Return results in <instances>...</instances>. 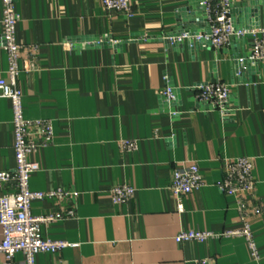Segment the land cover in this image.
Instances as JSON below:
<instances>
[{
  "label": "crops",
  "instance_id": "obj_1",
  "mask_svg": "<svg viewBox=\"0 0 264 264\" xmlns=\"http://www.w3.org/2000/svg\"><path fill=\"white\" fill-rule=\"evenodd\" d=\"M130 2L125 14L105 10L101 0H15L17 41L38 45L34 68L26 70V53L20 60L23 113L51 120L54 130L53 143L29 155L39 165L30 189L77 193L62 201H32L33 215L74 208V216L40 230L75 246L39 253L35 263L196 264L210 258L211 264H264V62L246 64L240 76L234 63L250 53L252 37L234 36L219 49L186 41L172 46L166 38L185 32L186 24L195 33L209 30L200 4ZM244 2L232 18L235 29L263 27L264 0ZM187 7L184 24L180 15ZM97 40L102 43L92 44ZM6 68L0 47V76ZM216 80L230 85L223 115L210 105L203 109L192 90ZM166 85L179 94L172 102L176 114L160 100ZM12 131L11 103L0 97V171L15 167ZM121 139L136 140L137 149L121 151ZM240 156L253 163L254 197L263 208L251 223L258 262L240 237L174 240L180 231L240 226L235 197L216 187L224 160ZM188 162L197 163L204 186L182 198L180 212L168 185L173 168ZM118 184L135 188L121 205L110 199ZM13 261L24 264L23 254L15 253Z\"/></svg>",
  "mask_w": 264,
  "mask_h": 264
},
{
  "label": "built area",
  "instance_id": "obj_2",
  "mask_svg": "<svg viewBox=\"0 0 264 264\" xmlns=\"http://www.w3.org/2000/svg\"><path fill=\"white\" fill-rule=\"evenodd\" d=\"M131 0H101L105 10H114L130 14ZM0 47L7 57L5 76H0V97L8 99L12 109V149L15 157V167L0 171V226L2 239L0 255L4 264H15V253L21 252L24 264H36L35 257L39 253H57L66 247L75 246L64 240H53L41 235V226L64 218L74 216V208L67 211H58L44 215H33L31 203L35 200L54 199L62 201L74 198L77 194L62 188L49 191H33L30 189V176L39 169L38 163L31 161L29 155L53 143V123L49 119H29L24 116L22 104V90L18 79L22 72L20 60L22 53H26L28 68L35 67V58L38 45H21L16 39V24L18 16L15 12V0H0ZM202 6L209 25L206 33L183 32L178 36L167 37V41H186L189 47L200 44L219 49L227 44L234 36L243 37L246 34L252 37L249 59L255 62H264V26L258 29L237 30L233 25L230 11L231 0H203ZM100 40L92 44H100ZM240 66L235 74L240 76L245 69V57L236 59ZM172 87L166 85L161 91L166 102L174 99ZM196 101L210 105L220 115L228 111V96L230 85L221 81L202 82L192 87ZM176 114V112H171ZM121 151L129 152L137 149L134 139H121L118 142ZM255 180L253 177V163L249 157L240 156L225 159L222 176L216 183L217 189L236 199V209L240 226L220 232L210 230L180 231L174 236L178 243L188 241L204 242L209 239L240 237L244 239L253 261L260 260L254 233L251 228L252 220L263 212L262 204L254 197ZM204 186V180L199 167L195 162L176 165L171 174L168 185L169 191L177 200L178 211L183 210L182 198L193 190ZM110 199L113 204L121 205L129 201L135 188L128 184L113 185L110 190ZM196 264H211V259H201Z\"/></svg>",
  "mask_w": 264,
  "mask_h": 264
},
{
  "label": "water",
  "instance_id": "obj_3",
  "mask_svg": "<svg viewBox=\"0 0 264 264\" xmlns=\"http://www.w3.org/2000/svg\"><path fill=\"white\" fill-rule=\"evenodd\" d=\"M198 2V4H200V6H201V8L203 9V6H202V1L203 0H195V2ZM250 1H252V0H250ZM246 5V3L244 2V0L242 1V2H233L232 0H231V4H230V7H231V9H230V11H231V16H232V18H233V16H235V14L236 13H238V10H237V7H241V6H245ZM190 8L189 7H187V8H185V9H182L181 11V15H180V18H181V23H187V18H186V16H185V12L187 11V10H189ZM204 10V9H203ZM184 12V13H183ZM205 13V12H204ZM205 17H206V15H205ZM209 26V25H208ZM238 28V27H237ZM209 29V28H208ZM195 29H193V27H191L189 24H186L185 25V32H188V33H191V34H193V33H195V31H194ZM208 32V31H207ZM197 33V32H196ZM202 33H206V31H202ZM179 34V33H178ZM166 43H169V42H166ZM183 42H175V43H172L171 45L172 46H174V45H181ZM101 44V43H100ZM170 44V43H169ZM199 45V44H198ZM235 67L236 68H238L239 66H240V64L239 63H237V61H236V59H235ZM245 65L246 64H248V66L249 65H251V67L253 66V65H255L256 63H258V62H255V61H252V60H250L249 59V54L248 55H246L245 56ZM172 93H173V95H174V99H173V101H175V100H178L179 99V94H178V92L176 91V90H174V89H172ZM160 100L164 103L163 105H164V107L167 109V111H169V112H175V108H174V105L172 104V102H171V105L170 106H167L166 104H165V97H163V96H161L160 97ZM210 108V106L209 105H207V104H205L204 105V107H203V109H209Z\"/></svg>",
  "mask_w": 264,
  "mask_h": 264
}]
</instances>
